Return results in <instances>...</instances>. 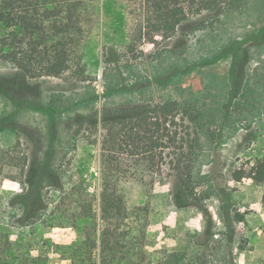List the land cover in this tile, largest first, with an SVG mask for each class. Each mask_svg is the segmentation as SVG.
I'll return each mask as SVG.
<instances>
[{
    "label": "rangeland",
    "instance_id": "1",
    "mask_svg": "<svg viewBox=\"0 0 264 264\" xmlns=\"http://www.w3.org/2000/svg\"><path fill=\"white\" fill-rule=\"evenodd\" d=\"M86 3L90 18L79 46L83 74L75 66L60 77L30 78L0 58V151L10 149L14 157L0 172V214L10 215L7 200L20 189L19 160L42 162L53 147L58 152L55 165L67 170L66 191L45 188L49 212L70 203L68 191L83 184L100 219L108 132L104 116L179 99L178 85L185 95H203L219 121L201 132L195 163L198 190L210 197L201 205L177 204V184L166 157L172 149L156 159L154 172L130 169L133 156L127 154L123 164L128 171L118 181L128 207L127 222L137 227L141 238L139 260L166 264L178 254L180 264H249L264 258V188L249 178H232L234 170L264 157V98L256 110L251 98L235 103L228 96L232 71L243 80L241 89L264 83V45H257L264 29V0H250L240 11L225 14L188 9V19L155 59H149L145 38L139 37L144 3ZM180 71L185 73L175 83H157ZM81 118H86L83 124ZM112 175L108 172L110 180ZM73 234L67 228L37 226L34 254L44 256L46 264H71L55 244L71 240Z\"/></svg>",
    "mask_w": 264,
    "mask_h": 264
},
{
    "label": "trees",
    "instance_id": "2",
    "mask_svg": "<svg viewBox=\"0 0 264 264\" xmlns=\"http://www.w3.org/2000/svg\"><path fill=\"white\" fill-rule=\"evenodd\" d=\"M133 1L144 3L145 23L138 28L139 37L145 38L144 47L152 54L149 59H155L161 56L163 43L175 36L180 25L188 19V9L225 14L240 11L250 0ZM86 2L0 0V58L13 63L30 78L60 77L75 66H80L83 74L85 66L80 65L82 55L79 46L90 18ZM260 35L262 38L257 45L262 47L264 29ZM221 53L224 55L225 52ZM245 55L250 57L248 53ZM184 73L177 72L168 81L157 79V83H166L167 86L175 83V78ZM231 74L230 100L236 99L237 103L244 99L243 103H247L246 99L251 98L252 108L258 110L259 98H264V83L256 84L255 88L247 84L246 88L244 85L241 89L243 80L233 71ZM121 90L124 89L119 87ZM176 91L180 93L179 99L169 97L136 111L117 109L111 111V115L108 113L104 116L108 132L104 140L106 179L101 193L100 219L95 201L87 194L83 184H75L68 191L66 199H71L70 203L49 212L50 202L45 188L49 186L57 191H66L63 177L67 170L54 163L58 157L57 149L50 147L42 162L35 159L30 165L27 157L22 162L19 160L21 177L17 183L20 189L7 200L10 215L6 217L0 214V264H46L44 256L34 254L33 234L39 225L67 228L70 233L75 231L71 240L55 244L71 264H141L138 246L141 238L137 227L127 222L128 207L118 181L121 174L128 171L126 162L123 164V161L129 160L127 154L133 156V164L129 168L154 172L156 159H163L165 149H172L166 157L170 159L169 175L175 178L177 184V204L180 207L201 205L209 198L210 194L198 190L195 163L201 132L209 129L210 123L219 121L215 112L203 101V95L192 91L185 95L186 90L178 85ZM85 121L86 118H81L79 123ZM7 159H14L11 150H1L0 172ZM158 168H162L159 162ZM108 172L116 179L112 175L113 179L110 180ZM232 178L235 181L249 178L264 188V157L234 170ZM99 225H102L100 230ZM126 225L128 228H125ZM178 256L166 264H180L182 259ZM249 264H264V258Z\"/></svg>",
    "mask_w": 264,
    "mask_h": 264
}]
</instances>
